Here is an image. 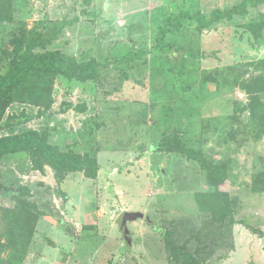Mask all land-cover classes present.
I'll return each instance as SVG.
<instances>
[{
    "label": "rangeland",
    "instance_id": "374dc122",
    "mask_svg": "<svg viewBox=\"0 0 264 264\" xmlns=\"http://www.w3.org/2000/svg\"><path fill=\"white\" fill-rule=\"evenodd\" d=\"M241 1L13 0L10 20L0 22V72L12 58L10 41L39 22L57 37L48 50L101 63L95 81L57 79L42 118L37 107L14 104L7 114L25 111L30 124L13 130L1 123L0 137L47 129L50 144L88 154L101 169L94 180L73 173L57 184L49 167L33 171L25 153L0 161V185L5 191L27 186L26 208L40 213L22 264H169L161 234L146 219L190 251L199 247L205 264H264V236L243 226L264 235V193L248 186L264 171V134L240 111L249 98L234 86L235 78L258 75L254 64L264 59V44L245 25L261 20L264 9L249 8L245 17L203 30L178 18L209 20ZM174 137L212 163L227 162L229 181L221 189L230 195L236 223L224 236L200 218L195 194L207 186L198 163L155 148ZM45 169L53 180L44 179ZM11 200L0 197V207ZM138 214L146 219L133 222ZM8 218L0 209V264H11L3 235L15 223ZM30 222L26 213L19 225Z\"/></svg>",
    "mask_w": 264,
    "mask_h": 264
},
{
    "label": "trees",
    "instance_id": "16d2710c",
    "mask_svg": "<svg viewBox=\"0 0 264 264\" xmlns=\"http://www.w3.org/2000/svg\"><path fill=\"white\" fill-rule=\"evenodd\" d=\"M12 8L13 0H0V22L10 20ZM249 8L264 9V0H242L230 9L213 11L209 20L199 14L192 16L187 13H180L178 18L195 20L199 24V30H203L221 20L231 21L235 16L245 17ZM245 28L256 43L264 44V17L259 21H248ZM56 38L54 32L48 31L47 22H39L33 29L23 30L20 36H15L10 41L12 58L7 69L0 72V129L2 122L3 126L9 129L32 121V117L25 111L19 114H7L9 107L14 104L37 107V117L42 118L51 107L52 87L60 77L80 83H88L98 78L101 63L96 59H89L85 54L71 56L58 50H48L47 46ZM127 57L124 59L126 60ZM254 65L257 66L258 75L249 79L235 78L234 86L248 96L247 104L240 111H247L251 121L258 122V133L262 135L264 134V59L255 62ZM226 70L234 72L236 69L227 67ZM49 137L50 132L47 129L2 136L0 161L8 155L25 153L33 171H42L44 167H49L57 184H61L68 174L73 173H81L89 180L98 177L101 169L96 158L88 154H78L72 148L61 151L50 144ZM155 148L185 155L198 163L207 186V189L195 194L200 218L204 217L207 228L216 230L220 236L231 231L236 220L230 195L221 189V185L229 181L227 162L222 165L210 162L201 153L185 146L178 137L162 140L155 145ZM248 186L254 193H264V171L254 173ZM8 196L12 199V205L0 209L7 218H12L15 224L11 225L9 230H6L7 235L3 236L11 249L9 253L11 264H22L34 236L40 213L26 208V199L31 196L27 186L20 185L15 190L9 188L5 191L0 185V197ZM26 213L31 222L23 228L19 225V220ZM4 221L6 226L9 218L4 217ZM145 224L161 234L169 264H205L197 258L201 250L199 247L190 251L187 244L176 243L173 233L167 228L159 227L148 219L145 220ZM246 225L245 223L243 226L252 233L260 237L264 236L261 230Z\"/></svg>",
    "mask_w": 264,
    "mask_h": 264
},
{
    "label": "water",
    "instance_id": "95a60500",
    "mask_svg": "<svg viewBox=\"0 0 264 264\" xmlns=\"http://www.w3.org/2000/svg\"><path fill=\"white\" fill-rule=\"evenodd\" d=\"M143 219H146L145 215L144 214H138L136 217H134L132 219V221H137V220H143ZM125 233H124V237L126 239V243L128 244V246L131 245V239L129 237V231L127 229H125Z\"/></svg>",
    "mask_w": 264,
    "mask_h": 264
},
{
    "label": "crops",
    "instance_id": "0c3cea01",
    "mask_svg": "<svg viewBox=\"0 0 264 264\" xmlns=\"http://www.w3.org/2000/svg\"><path fill=\"white\" fill-rule=\"evenodd\" d=\"M30 123H28V124H25V125H21V126H18V127H25V126H27V125H29ZM15 128H17V127H15ZM15 128H13V130L15 129ZM10 129V128H9ZM28 130H35V129H25V131H28ZM38 131V130H37ZM22 132H24V130L23 131H20V132H18V133H22ZM17 133V131H14L13 132V134H16ZM36 173H37V171H35ZM51 171H47L46 169H45V174L47 175V177L46 178H44V179H52L53 180V177H52V173H50ZM264 196V195H263Z\"/></svg>",
    "mask_w": 264,
    "mask_h": 264
}]
</instances>
